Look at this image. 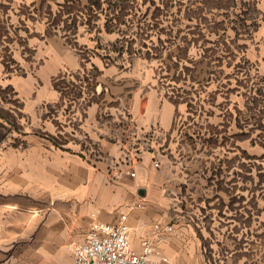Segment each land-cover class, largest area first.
I'll list each match as a JSON object with an SVG mask.
<instances>
[{"label": "rangeland", "instance_id": "rangeland-1", "mask_svg": "<svg viewBox=\"0 0 264 264\" xmlns=\"http://www.w3.org/2000/svg\"><path fill=\"white\" fill-rule=\"evenodd\" d=\"M49 34L84 67L54 78L60 100L40 110L48 129L0 85V145L24 144L31 132L97 154L81 126L87 105L118 100L110 81L95 90L92 58L148 71L177 104L172 131L151 149L180 167L170 214L191 225L208 264H264V0H0L2 77L34 68L30 40Z\"/></svg>", "mask_w": 264, "mask_h": 264}, {"label": "crops", "instance_id": "crops-1", "mask_svg": "<svg viewBox=\"0 0 264 264\" xmlns=\"http://www.w3.org/2000/svg\"><path fill=\"white\" fill-rule=\"evenodd\" d=\"M30 44L36 66L24 76L2 77L0 68V85L18 93L32 125L48 129L40 110L60 100L54 78L81 71L84 62L59 35ZM91 61L101 72L95 90L110 81L118 100L104 109L97 102L87 105L81 126L97 143V154L77 144L54 145L31 132L24 144L0 145V264H70L73 245L90 226L113 224L120 214H126L133 249L151 236L155 224L171 225L157 244L168 258L165 264H208L191 225L169 212L180 167L164 161L154 166L158 158L151 149L172 131L177 104L158 90L148 71ZM101 110L109 118L100 120Z\"/></svg>", "mask_w": 264, "mask_h": 264}, {"label": "built area", "instance_id": "built-area-1", "mask_svg": "<svg viewBox=\"0 0 264 264\" xmlns=\"http://www.w3.org/2000/svg\"><path fill=\"white\" fill-rule=\"evenodd\" d=\"M158 167L159 162L154 161ZM134 176V171H129ZM142 207L141 203L136 204ZM126 214H120L113 224L94 222L84 240L73 245V259L70 264H165L168 260L158 248L172 230L171 225L155 224L151 236L141 239L140 248L130 245L129 226Z\"/></svg>", "mask_w": 264, "mask_h": 264}, {"label": "trees", "instance_id": "trees-1", "mask_svg": "<svg viewBox=\"0 0 264 264\" xmlns=\"http://www.w3.org/2000/svg\"><path fill=\"white\" fill-rule=\"evenodd\" d=\"M122 1H123V0H122ZM64 5H66V3H64L63 6H64ZM124 8H126V5H125V4H124L123 6H122V5H120V6H119V5H118V6L115 5V6H114V10H117V9H118V13H121V14L123 13V9H124ZM117 17H118V16H117ZM115 18H116V17H115ZM114 49H116V48H114Z\"/></svg>", "mask_w": 264, "mask_h": 264}]
</instances>
